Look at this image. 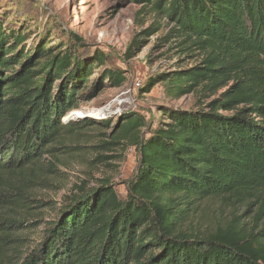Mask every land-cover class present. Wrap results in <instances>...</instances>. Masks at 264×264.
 <instances>
[{
    "label": "trees",
    "instance_id": "1",
    "mask_svg": "<svg viewBox=\"0 0 264 264\" xmlns=\"http://www.w3.org/2000/svg\"><path fill=\"white\" fill-rule=\"evenodd\" d=\"M135 1L167 19L166 39L192 62L179 59L141 88L161 85L172 101L195 97L193 107L160 104L156 126L131 114L62 122L79 107L77 73L87 88L107 55L91 63L66 43L30 47L31 33H6L0 23V264H264V0ZM124 82L111 65L93 89ZM98 124L112 128L108 145L128 141L139 151L126 195L108 182L80 186L52 208L37 196L57 173L45 153L60 160L47 146L63 129ZM211 199L259 210L253 223L234 214L203 224L200 207ZM28 232L40 240L27 250Z\"/></svg>",
    "mask_w": 264,
    "mask_h": 264
},
{
    "label": "rangeland",
    "instance_id": "2",
    "mask_svg": "<svg viewBox=\"0 0 264 264\" xmlns=\"http://www.w3.org/2000/svg\"><path fill=\"white\" fill-rule=\"evenodd\" d=\"M144 6L145 2L135 0H0V23L6 33H31L28 35L30 47H37L42 42L47 46L66 43L65 48L73 47L80 60H91V63H94L92 58L96 52L107 55L105 61L109 62L105 66L99 64L86 75L91 78L87 88L78 87L77 77L84 70L77 73L71 86L82 92L77 95L79 107L62 118V122L104 121L102 115L105 112L110 114L107 120L114 123L131 114L144 118L148 126H156L162 120L160 104L193 107L195 97L190 94L172 101L166 97L161 85L157 84L146 93L141 92V88L156 74L175 69L179 59L189 61L188 64L192 62L191 58L179 54L174 37L166 39L171 28L167 19ZM146 30L149 32L144 34ZM136 39L142 41L131 54L128 48ZM111 65L124 72L123 85L114 87L107 83L94 90L103 68ZM65 83L66 80L61 78L55 82V87ZM81 84L84 86L85 80ZM76 111L81 116L75 117L73 112ZM111 131L112 128L103 125L100 128L63 129L60 139L47 146L60 156V160H55L52 153H45L43 158L45 164H55L57 173L52 185L38 190L37 196L52 202V208H60L69 196L78 193L80 186L89 189L105 182L119 195H126L136 173L139 151L128 141L108 145L113 140L103 134L109 135ZM200 208H203V224L228 220L234 214L241 216L244 222L253 223L259 205L248 207L211 199ZM53 214L46 212V217ZM261 220L263 224L264 213ZM38 237V234L27 233V250L40 240Z\"/></svg>",
    "mask_w": 264,
    "mask_h": 264
},
{
    "label": "bare ground",
    "instance_id": "3",
    "mask_svg": "<svg viewBox=\"0 0 264 264\" xmlns=\"http://www.w3.org/2000/svg\"><path fill=\"white\" fill-rule=\"evenodd\" d=\"M104 113H105V112H104ZM73 114H74L75 117H79V116H81V114H79L78 111L73 112ZM73 114H72V115H73ZM101 118H102V117H101ZM103 118H106V117H103Z\"/></svg>",
    "mask_w": 264,
    "mask_h": 264
},
{
    "label": "built area",
    "instance_id": "4",
    "mask_svg": "<svg viewBox=\"0 0 264 264\" xmlns=\"http://www.w3.org/2000/svg\"><path fill=\"white\" fill-rule=\"evenodd\" d=\"M108 115H109V116H108ZM102 117H106V118H104V119L107 120V119L110 117V114L103 113Z\"/></svg>",
    "mask_w": 264,
    "mask_h": 264
}]
</instances>
